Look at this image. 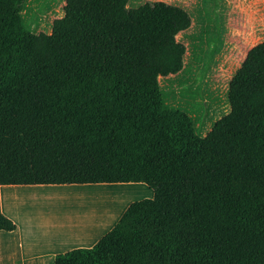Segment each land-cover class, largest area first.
<instances>
[{
	"label": "trees",
	"instance_id": "obj_1",
	"mask_svg": "<svg viewBox=\"0 0 264 264\" xmlns=\"http://www.w3.org/2000/svg\"><path fill=\"white\" fill-rule=\"evenodd\" d=\"M26 0H0V185L142 182L92 247L54 264H141L147 254L188 264H262L256 227L236 190L264 187V41L227 88L228 112L191 146L187 111L122 91L179 72L176 40L190 15L165 1L68 0L50 33L23 34ZM21 35L28 42L20 43ZM14 222L0 210V230Z\"/></svg>",
	"mask_w": 264,
	"mask_h": 264
},
{
	"label": "water",
	"instance_id": "obj_2",
	"mask_svg": "<svg viewBox=\"0 0 264 264\" xmlns=\"http://www.w3.org/2000/svg\"><path fill=\"white\" fill-rule=\"evenodd\" d=\"M67 2L26 0L21 11L23 34L35 38L40 33H50L54 20L64 16ZM145 2L127 0L126 7L136 8ZM167 3L183 8L191 23L176 35V40L186 46L183 68L175 74L159 76L153 88L161 103L186 109L193 121L191 146H194L222 117L229 81L253 47L249 48L248 42L254 26L264 20V0H169Z\"/></svg>",
	"mask_w": 264,
	"mask_h": 264
},
{
	"label": "crops",
	"instance_id": "obj_3",
	"mask_svg": "<svg viewBox=\"0 0 264 264\" xmlns=\"http://www.w3.org/2000/svg\"><path fill=\"white\" fill-rule=\"evenodd\" d=\"M151 197L142 182L0 185V210L15 224L0 230V264H54L60 253L92 247L131 202Z\"/></svg>",
	"mask_w": 264,
	"mask_h": 264
},
{
	"label": "rangeland",
	"instance_id": "obj_4",
	"mask_svg": "<svg viewBox=\"0 0 264 264\" xmlns=\"http://www.w3.org/2000/svg\"><path fill=\"white\" fill-rule=\"evenodd\" d=\"M147 1L169 2V0H147ZM261 41H264V20L257 23L254 26L253 31L251 32V35H250L248 47L250 48V47L254 46L255 44H257ZM23 42H28L25 35H21V37H20V43H23ZM227 81H228V79H227ZM227 81L225 82L224 91L226 88ZM121 93L126 95L127 97H129L131 99L135 108H138L147 102H158V103H160L164 106H167V107L179 108V109H183V110L185 109L183 106H180V105H167V104L161 103V101L157 98L156 94L154 93V91L151 88L122 91ZM223 94H224V92H223ZM228 109H229L228 102L226 100V97L224 96L223 109L220 113V116H223L224 114H226L228 112ZM259 122H261V118L257 119L255 121V123L252 127L253 128V134H254L255 138L257 139L258 143L260 144L261 148L264 150V143L260 140L261 124ZM262 188H264V187L262 186V187L255 189V190H250V191L236 190V193L243 201L244 199H249V197H247V196H254V195L257 196L258 194H260L262 191L261 190ZM138 197H141V196H129L125 200L133 199V198L138 199ZM135 201H138V200H135ZM146 256H147V259L141 264H168L167 262L166 263L163 262V260L161 258H158L151 253L150 254L148 253Z\"/></svg>",
	"mask_w": 264,
	"mask_h": 264
},
{
	"label": "flooded vegetation",
	"instance_id": "obj_5",
	"mask_svg": "<svg viewBox=\"0 0 264 264\" xmlns=\"http://www.w3.org/2000/svg\"><path fill=\"white\" fill-rule=\"evenodd\" d=\"M260 127V140L264 143V117H261ZM261 193L257 196H247L249 199H244L243 205L246 213L253 221L257 235H256V245L260 252V259L262 264H264V188L261 189ZM246 197V196H245ZM163 262H167L168 264H188L181 263L176 260H165L162 259Z\"/></svg>",
	"mask_w": 264,
	"mask_h": 264
}]
</instances>
